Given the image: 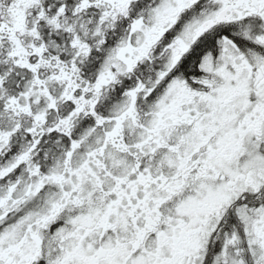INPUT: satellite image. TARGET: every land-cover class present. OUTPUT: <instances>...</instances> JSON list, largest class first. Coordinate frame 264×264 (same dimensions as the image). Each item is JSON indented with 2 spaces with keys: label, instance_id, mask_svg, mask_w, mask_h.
<instances>
[{
  "label": "snow or ice",
  "instance_id": "6c2138e0",
  "mask_svg": "<svg viewBox=\"0 0 264 264\" xmlns=\"http://www.w3.org/2000/svg\"><path fill=\"white\" fill-rule=\"evenodd\" d=\"M0 264H264V0H0Z\"/></svg>",
  "mask_w": 264,
  "mask_h": 264
}]
</instances>
